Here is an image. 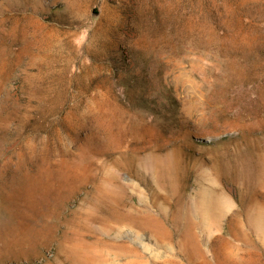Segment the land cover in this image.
Wrapping results in <instances>:
<instances>
[{"label":"rangeland","instance_id":"obj_1","mask_svg":"<svg viewBox=\"0 0 264 264\" xmlns=\"http://www.w3.org/2000/svg\"><path fill=\"white\" fill-rule=\"evenodd\" d=\"M0 264H264V0H0Z\"/></svg>","mask_w":264,"mask_h":264}]
</instances>
